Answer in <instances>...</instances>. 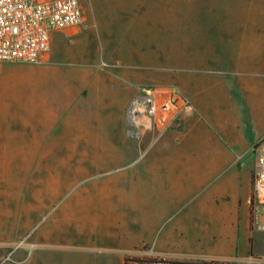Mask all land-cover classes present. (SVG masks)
<instances>
[{
	"label": "crops",
	"instance_id": "obj_1",
	"mask_svg": "<svg viewBox=\"0 0 264 264\" xmlns=\"http://www.w3.org/2000/svg\"><path fill=\"white\" fill-rule=\"evenodd\" d=\"M202 1L81 0L83 24L53 32L50 49H87L78 54L87 65L101 61L125 71V77L118 78L121 92L133 93L137 86L154 81L158 72L180 77V88L193 109L179 117V131H167L164 141L150 147L146 157H135L132 165L124 162L130 170L142 163L143 174H160L171 182L165 206L158 209L155 195L149 219L143 218L150 238L157 243L159 221L172 214L164 244L165 256H173L174 214L177 210L182 214L185 205L184 195L174 201L172 182L188 183L199 224L219 230L218 236L231 244L238 236L252 238L254 255H260L258 251L263 255L264 232L253 227L249 200L258 162L257 151L252 150L264 140V26L261 35L254 36L246 25H225L224 17L212 13L213 4L201 10ZM93 29L109 43L100 48L107 49L101 55ZM224 29L232 42L224 37ZM11 69L0 65V95ZM128 100L117 94L107 110L111 120L102 123L104 132L124 136ZM133 146L141 150V143ZM123 171L73 175L69 181L77 184L64 190L62 177L53 175L43 187L44 196L24 204L21 224L6 233L21 232V247L9 251L13 256L20 253L11 263H3L8 253L0 252V264H124L127 250L142 242L143 222L141 218L136 229L127 226L125 209L135 196L140 201L133 208L140 214L144 208L141 187L126 186L139 174ZM179 190L186 193L182 186ZM6 241L0 240V248Z\"/></svg>",
	"mask_w": 264,
	"mask_h": 264
},
{
	"label": "rangeland",
	"instance_id": "obj_2",
	"mask_svg": "<svg viewBox=\"0 0 264 264\" xmlns=\"http://www.w3.org/2000/svg\"><path fill=\"white\" fill-rule=\"evenodd\" d=\"M79 1L84 11L85 6ZM212 4V13L224 17L225 25H246L249 30H253L254 36L261 35L264 0H204L201 4L203 9H199L205 10V7L207 10L206 6ZM226 29L232 31L231 27ZM224 31V37L232 42V35ZM91 33L96 50L100 55L103 54L107 49L100 48L108 46L107 39L99 38L95 29ZM84 50L87 51L50 49L47 60L37 65L0 64L12 67L4 77V91L0 95V240H7L8 243L0 248L2 253L7 254L21 247L20 231L9 233L10 236L6 233L21 224L24 204L32 198L44 196L43 187L53 175L62 177L64 190L65 186L77 184L69 181L73 175L117 174L123 173L124 168L127 175L137 172L139 178L132 182L129 180L126 186L130 189L141 187L144 209L140 214L138 209L133 208V205L139 207V197L129 199L125 214L130 228H139L141 218L149 219L150 205L154 206L155 195L158 198V209L165 206L166 177L154 174L153 180L154 175L142 173V163H136L130 170L124 162L132 165L135 157H146L151 152L150 147L164 141L167 131H179L176 122L181 115L163 130L153 127L139 133L131 124L129 110L143 87H175L183 94L179 85L180 77L170 78L166 73L158 72L154 81L137 86L133 93L127 89L121 92L123 87L118 85V78L125 77V71L116 66H107L101 61L95 66L87 65L82 57L78 58V54ZM5 86L8 92H5ZM119 92L129 97L124 136L118 133L107 134L101 128L102 123L111 120L107 117V110ZM89 123L101 124L93 127L87 125ZM120 142L125 144L119 146ZM134 143H141L140 151L134 150ZM252 152H256V147ZM124 183L122 177V186ZM172 184L174 201L179 194L184 195L182 205H185L182 214L177 213L178 210L174 214L173 256H165V233L172 226L169 221L173 216L168 214L166 217L169 218L166 220L164 217L157 225L156 244L150 238L149 224L143 219L142 242L135 243L127 250V258L154 260L158 262L155 264H264V254L258 251L260 255H254L250 248L252 238L238 236L231 244L229 239L218 236L219 230L199 224L196 212H192L195 202L189 195L188 183ZM181 186L186 189L185 194L179 190ZM144 195L146 200L143 199ZM160 216L158 214V218ZM19 253L20 250L15 255ZM15 255L12 253L11 260L3 263H11ZM128 264L140 263L130 261Z\"/></svg>",
	"mask_w": 264,
	"mask_h": 264
},
{
	"label": "built area",
	"instance_id": "obj_3",
	"mask_svg": "<svg viewBox=\"0 0 264 264\" xmlns=\"http://www.w3.org/2000/svg\"><path fill=\"white\" fill-rule=\"evenodd\" d=\"M84 22L79 0H0V64L44 63L50 51L51 34L78 28ZM193 109L175 87H143L129 110L137 132L163 130L180 115ZM257 170L250 195L255 230L264 232V140L256 145ZM11 260L8 253L4 261Z\"/></svg>",
	"mask_w": 264,
	"mask_h": 264
},
{
	"label": "trees",
	"instance_id": "obj_4",
	"mask_svg": "<svg viewBox=\"0 0 264 264\" xmlns=\"http://www.w3.org/2000/svg\"><path fill=\"white\" fill-rule=\"evenodd\" d=\"M130 261L140 263V264H155L158 263L157 261L154 260H141V259H130V258H125L124 264H128Z\"/></svg>",
	"mask_w": 264,
	"mask_h": 264
}]
</instances>
